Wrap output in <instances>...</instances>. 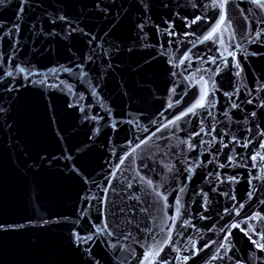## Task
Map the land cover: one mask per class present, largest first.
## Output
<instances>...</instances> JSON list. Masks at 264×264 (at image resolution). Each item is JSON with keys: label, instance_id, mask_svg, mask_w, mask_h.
Masks as SVG:
<instances>
[{"label": "water", "instance_id": "1", "mask_svg": "<svg viewBox=\"0 0 264 264\" xmlns=\"http://www.w3.org/2000/svg\"><path fill=\"white\" fill-rule=\"evenodd\" d=\"M262 157L264 0H0V264H264Z\"/></svg>", "mask_w": 264, "mask_h": 264}, {"label": "snow or ice", "instance_id": "2", "mask_svg": "<svg viewBox=\"0 0 264 264\" xmlns=\"http://www.w3.org/2000/svg\"><path fill=\"white\" fill-rule=\"evenodd\" d=\"M222 2L226 3L227 0H222ZM225 22H226L225 19L221 18V20L219 21V24H217L216 28H214L211 33H209L207 36H205L204 39L205 40L212 39L213 36L216 35L219 32L221 26H223L225 24ZM257 35H259V33H257ZM229 55H234V54L233 53H229ZM19 71L20 72H24L25 70L23 68H21V69H19ZM8 75H11V72H9ZM205 101H206V91H205L204 95H201L200 99L196 102V104L193 107H190L188 109L187 113H184V115H187L188 113H194L196 108L204 107L205 106ZM169 107H171V104L169 105ZM177 119H180V117L178 116ZM172 123H174V121ZM157 131H159V129H157ZM137 147H139V145H137ZM133 150H135V149H133ZM262 158H264V157H262ZM120 163L123 164L124 160L121 159ZM149 183H151V182H149ZM177 211H179V209H177ZM106 227L107 226L105 225V228ZM96 231L100 232L101 229L97 228ZM76 238L83 240V242H85V243H87V242H89V241H91L93 239V237L91 235L86 236V237H82V238L77 236ZM260 239L264 240V235H261ZM257 246L262 248V249H264V244L257 243ZM156 254L158 255V253H156ZM152 255H153V252L150 251L145 257V260L148 262V264H153V261H151L149 259Z\"/></svg>", "mask_w": 264, "mask_h": 264}]
</instances>
